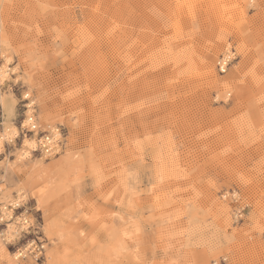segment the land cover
<instances>
[{
  "label": "rangeland",
  "instance_id": "374dc122",
  "mask_svg": "<svg viewBox=\"0 0 264 264\" xmlns=\"http://www.w3.org/2000/svg\"><path fill=\"white\" fill-rule=\"evenodd\" d=\"M0 69V264H264V0H0Z\"/></svg>",
  "mask_w": 264,
  "mask_h": 264
},
{
  "label": "built area",
  "instance_id": "2783aa9c",
  "mask_svg": "<svg viewBox=\"0 0 264 264\" xmlns=\"http://www.w3.org/2000/svg\"><path fill=\"white\" fill-rule=\"evenodd\" d=\"M30 116L29 121H27L29 116L25 117V120L19 129L20 133L14 140H17L20 137H23V141L25 139L35 140L37 148L32 153L39 154L46 158L55 156L58 151L63 152L64 143L61 140L63 135L62 132H60V129L48 127L46 131H42L36 115L32 113ZM55 133L58 134L56 135ZM13 141H10V143Z\"/></svg>",
  "mask_w": 264,
  "mask_h": 264
},
{
  "label": "bare ground",
  "instance_id": "6f19581e",
  "mask_svg": "<svg viewBox=\"0 0 264 264\" xmlns=\"http://www.w3.org/2000/svg\"><path fill=\"white\" fill-rule=\"evenodd\" d=\"M6 69V68H5ZM0 70H2V69H0ZM5 77H6V75H5V72H1L0 71V82H2L4 79H5ZM1 84V83H0ZM56 134V133H55ZM8 135V134H7ZM57 135V134H56ZM5 136V135H4ZM2 138V137H1ZM3 139V138H2ZM59 153V151L57 152V154ZM23 154H25V153H23ZM26 158L27 157H29L30 156V153L28 152L26 155ZM1 204V203H0ZM5 212L8 210V208H5L4 207V209H3ZM4 217H3V219L2 220H5V219H7V220H11L12 218H11V214L10 213H4V215H3ZM10 227H12V225L10 226ZM10 230V229H9ZM14 231V230H13Z\"/></svg>",
  "mask_w": 264,
  "mask_h": 264
}]
</instances>
